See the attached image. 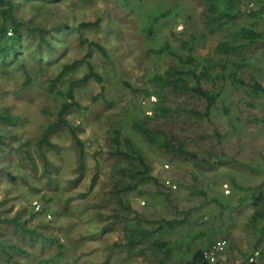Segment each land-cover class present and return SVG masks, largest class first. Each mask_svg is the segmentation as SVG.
Wrapping results in <instances>:
<instances>
[{
    "label": "rangeland",
    "instance_id": "rangeland-1",
    "mask_svg": "<svg viewBox=\"0 0 264 264\" xmlns=\"http://www.w3.org/2000/svg\"><path fill=\"white\" fill-rule=\"evenodd\" d=\"M12 1L18 3L22 54L11 62L0 55V113L8 110L17 119L0 121V264H156L153 248L129 250L127 230H151L145 221L163 219L175 220L158 234L173 246L170 264H187L211 237H229L233 253L254 249L264 225V95L232 78H205L207 88L221 91L205 115V99L172 85L163 89L156 77L172 65L188 69L171 52L193 53L202 64L226 59L218 44L239 26L264 32L262 3L238 0L241 14L210 34L204 0ZM3 20L0 7V28ZM90 42L108 55L91 47L86 59ZM247 56L238 78L264 87V39ZM78 60L57 79L64 65ZM88 61L103 82L76 84L80 106L67 116L84 143L83 169L66 126L51 134L55 147H43L46 166L36 142L68 101L70 84L88 72ZM221 71L218 66L214 73ZM143 126L152 141L142 135ZM117 131L119 149L140 151L148 171L136 154L117 153ZM57 238L65 245L62 255Z\"/></svg>",
    "mask_w": 264,
    "mask_h": 264
},
{
    "label": "trees",
    "instance_id": "trees-1",
    "mask_svg": "<svg viewBox=\"0 0 264 264\" xmlns=\"http://www.w3.org/2000/svg\"><path fill=\"white\" fill-rule=\"evenodd\" d=\"M24 2L28 0H23ZM40 1V0H39ZM55 2H59L61 0H54ZM206 4V8L203 12L204 17V26L207 29L208 33L213 34L216 32H220L222 30H226L229 24H231L235 18H237L241 13L240 9L237 6L238 0H204ZM262 3L260 8H258L259 15L264 12V0H258ZM16 4V5H15ZM20 4V3H19ZM18 3H13L12 0H0V7L3 12V24L0 28V55L3 62H11L12 59L19 60L21 58L22 52L19 51V47L22 44L21 32L20 27L21 24L17 22V17L14 15V10ZM252 16V15H250ZM12 27H9V24ZM98 22L95 23H83V26H92L96 25ZM12 29V35H7L8 29ZM41 35V42L45 43L48 47V51L55 55L57 50L56 47H53L47 39L43 37V33L40 30ZM264 39V32L257 31L253 26L242 25L239 26L236 30V34L231 38V40L222 41L218 44L217 51L226 54L227 58L222 60H215L211 57L204 59L205 63H200L201 60L198 56L194 55L193 53L188 54L187 57H183L178 55L175 52H171L176 57L178 56L181 60V63L184 65L187 64L188 69L184 70L181 68H177L175 66H170L169 69L161 76L156 77L160 80L161 86L164 89L167 85H172L176 90L182 91H189L200 98H203L207 101L206 112L205 115H209L213 109V106L216 103L217 98L221 94V91H215L213 89L207 88L203 83L204 79L207 80H217L219 78L229 79L232 78L235 81H239L243 85L250 86L253 88L254 92L257 94L264 95V87L259 83L248 84L245 83L243 80L238 78V71L245 65V60L248 58L247 52L251 46L258 43L260 40ZM87 39L83 40L82 42H86ZM39 48H42V44H38ZM95 47L99 52H101L104 56H107L108 53L101 44L96 42H90V48L88 53L85 55V58H91L92 56V48ZM249 47V48H248ZM170 47L163 46L159 52H163L164 49H169ZM46 56V55H45ZM44 56V57H45ZM83 60V59H82ZM229 62L233 63L236 66V69L229 67ZM81 63L80 60L75 61L69 65H64L63 70L61 71L60 75L57 79H60L62 76H66L70 70L76 68V66ZM232 64V65H233ZM220 66L222 70L220 73H214L217 70V67ZM224 70H227L226 73ZM187 75V76H186ZM186 76V77H185ZM95 79L99 83L103 82V77L94 69V65L88 61V72L79 80L74 81L70 84L69 89L66 92V96L68 101L63 103L57 113L56 121L52 122L48 125V127L42 133L40 139L36 142L37 147L40 151L41 158L44 161L46 166L49 165V161L45 153L43 152L44 146L55 147L51 140V134L59 127L66 126L69 129V132L74 140V143L77 147L80 148L81 154L79 157L80 169H83L84 164V143L79 136L77 129L69 122L68 115L71 113V110L74 106L79 107L80 103L77 101L75 97V86L78 83H86L87 81ZM194 81V84H190V80ZM56 81V80H55ZM30 79L28 78V81ZM53 88L56 89L55 83L53 84ZM104 89V87H102ZM222 87H220V90ZM0 121L6 122L9 124H13L17 122V119L11 115V113L7 110L0 113ZM142 135L148 137L152 141V134L150 129L147 126H143L140 128ZM114 142L116 145L117 153L119 155H123L128 158H132L136 154V158L138 160V164L140 166H145L146 171H148V166H146L145 158L140 151L136 148L132 147L130 151H121L119 148L120 143V135L119 132H116V137L114 138ZM130 143V140H127ZM164 147H168L173 149L175 152L184 155L194 156L193 153L187 152L184 149L178 147H169L166 143L163 145ZM134 154V155H133ZM195 157V156H194ZM97 175L93 177V181H95ZM152 180L157 182L155 177H152ZM132 189V187L126 186L123 189H118V194H122L124 192H128ZM121 200V199H120ZM147 224L152 225L151 230L138 226L127 230L129 232V240H128V248L130 251L135 250L137 247L138 252L144 253L146 249H154L155 254L158 256V261L156 264H170L171 256L173 254V246L167 240H164L158 236V234L163 233L166 231V228H172L175 224V220H165L159 221L157 225L154 222L156 221H145ZM229 241V251L233 252V243L229 237H225ZM59 243V247L61 249L60 255L63 254V249L65 245L59 242V239H56ZM214 242V237L210 238V241L207 242L208 245ZM264 243V225L262 227V234L258 238L255 248L261 246ZM16 248V246H14ZM205 247L199 248L192 253L191 259L187 264H196L201 257L202 250ZM243 254H246L243 253ZM44 263V262H43ZM42 263V264H43ZM49 264V263H47Z\"/></svg>",
    "mask_w": 264,
    "mask_h": 264
},
{
    "label": "built area",
    "instance_id": "built-area-1",
    "mask_svg": "<svg viewBox=\"0 0 264 264\" xmlns=\"http://www.w3.org/2000/svg\"><path fill=\"white\" fill-rule=\"evenodd\" d=\"M9 34L12 35V32ZM228 251L227 238L216 240L202 250L196 264H264V243L246 254Z\"/></svg>",
    "mask_w": 264,
    "mask_h": 264
}]
</instances>
